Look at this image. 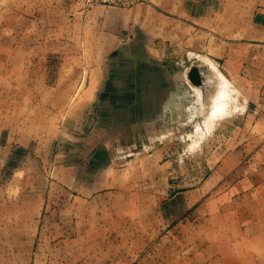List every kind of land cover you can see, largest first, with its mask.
<instances>
[{
    "label": "crops",
    "instance_id": "crops-1",
    "mask_svg": "<svg viewBox=\"0 0 264 264\" xmlns=\"http://www.w3.org/2000/svg\"><path fill=\"white\" fill-rule=\"evenodd\" d=\"M146 2L129 16L109 18L113 33L130 26L136 53L131 85L115 84L114 93L83 98L90 102L77 113L82 122L67 109V139L55 163L47 167L43 155L28 154L32 146L23 135L3 144L8 154L0 177L18 181L19 188L0 189V264H137L157 251L168 264L176 257L178 264H264L263 186L250 187L227 206L212 197L209 211L201 190L177 192L156 207L132 187V170L118 164L110 137L149 125L160 115L159 105L162 115L169 114L173 68H218L227 79L221 76L226 98L230 84L232 110L238 92L245 115L261 122L246 132L262 137L241 140L227 162L264 165V0ZM173 53L179 55L175 64ZM66 96L75 101L74 90ZM32 143L36 154L43 141ZM16 165L19 172L11 171ZM156 208L160 220L151 223ZM192 210L195 220L182 219ZM140 211L144 221L135 220ZM208 213L210 220H204ZM152 230L164 234L162 244L149 237Z\"/></svg>",
    "mask_w": 264,
    "mask_h": 264
},
{
    "label": "rangeland",
    "instance_id": "rangeland-1",
    "mask_svg": "<svg viewBox=\"0 0 264 264\" xmlns=\"http://www.w3.org/2000/svg\"><path fill=\"white\" fill-rule=\"evenodd\" d=\"M140 3L147 2L0 0V174L6 171L4 154L8 150L2 148L6 140L19 141L20 135L25 136L28 146H32L28 154L32 153L33 158L43 155L49 167L67 139L66 122L70 118L66 116L67 109L71 107L74 111L76 123L82 122L77 113H82L90 102L84 103L83 98L104 91L114 93L115 84L131 85L136 53L130 47V26L119 27L118 34L113 33L114 23L109 18L129 16ZM171 55L175 64L179 55ZM200 71L204 87L191 82L189 68H173L169 114L162 115L163 107L159 105L160 115L149 125L110 136L115 142L112 151L118 164L132 170V187L148 195L149 204L154 202L156 207L163 198L177 192L201 190L205 194L203 204L209 211L212 197L227 206L236 197L250 192V187H264V165L227 162L240 151L237 144L241 140L262 137L246 132L248 127L261 122L249 113L245 115L244 100H239L238 92L236 109L232 110L230 84L226 98L221 77L224 75L218 68H212L215 74L209 68ZM73 90L75 101L66 96ZM20 114L26 116L20 118ZM35 140L43 141L42 149L36 154L32 143ZM11 171L19 172L17 165ZM254 172L260 174L251 181L244 180V175L249 178ZM1 179L0 189L18 190V181ZM8 213L6 210L4 215ZM209 214L204 215V220H210ZM146 216L140 211L135 214V220L144 221ZM195 218L192 210L182 219ZM149 220L151 223L160 220L158 208L149 215ZM163 235L152 230L149 237L160 245ZM158 252L149 262L144 256L137 264H168ZM178 263L176 257L171 264Z\"/></svg>",
    "mask_w": 264,
    "mask_h": 264
},
{
    "label": "water",
    "instance_id": "water-1",
    "mask_svg": "<svg viewBox=\"0 0 264 264\" xmlns=\"http://www.w3.org/2000/svg\"><path fill=\"white\" fill-rule=\"evenodd\" d=\"M189 78L194 85L204 87V81L201 75L200 68L193 67L189 72Z\"/></svg>",
    "mask_w": 264,
    "mask_h": 264
},
{
    "label": "bare ground",
    "instance_id": "bare-ground-1",
    "mask_svg": "<svg viewBox=\"0 0 264 264\" xmlns=\"http://www.w3.org/2000/svg\"><path fill=\"white\" fill-rule=\"evenodd\" d=\"M225 84V83H224Z\"/></svg>",
    "mask_w": 264,
    "mask_h": 264
}]
</instances>
